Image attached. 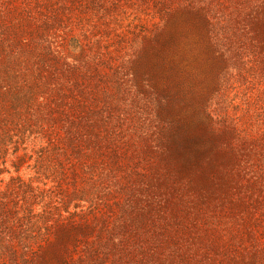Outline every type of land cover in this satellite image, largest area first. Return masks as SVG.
I'll return each instance as SVG.
<instances>
[{"label": "rangeland", "instance_id": "1", "mask_svg": "<svg viewBox=\"0 0 264 264\" xmlns=\"http://www.w3.org/2000/svg\"><path fill=\"white\" fill-rule=\"evenodd\" d=\"M0 264H264V0H0Z\"/></svg>", "mask_w": 264, "mask_h": 264}]
</instances>
